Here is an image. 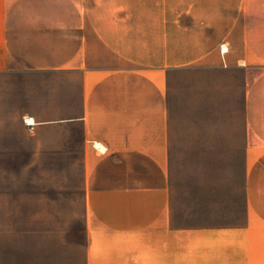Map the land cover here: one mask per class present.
Masks as SVG:
<instances>
[{
    "label": "crops",
    "instance_id": "0c3cea01",
    "mask_svg": "<svg viewBox=\"0 0 264 264\" xmlns=\"http://www.w3.org/2000/svg\"><path fill=\"white\" fill-rule=\"evenodd\" d=\"M23 1L0 0V73L70 86L66 116L27 125L81 128L88 264H135V250L169 240L204 264H264V0L246 20H180L190 0ZM212 56L244 71L247 207L235 223L186 227L171 198L169 79Z\"/></svg>",
    "mask_w": 264,
    "mask_h": 264
},
{
    "label": "rangeland",
    "instance_id": "374dc122",
    "mask_svg": "<svg viewBox=\"0 0 264 264\" xmlns=\"http://www.w3.org/2000/svg\"><path fill=\"white\" fill-rule=\"evenodd\" d=\"M190 2V10H178L180 20H246L243 7L250 5ZM136 9L132 15L139 14ZM243 74L215 56L212 63L171 72L170 176L177 224L235 223L247 207ZM69 89L57 74L0 73V264H88L81 128L56 123L30 129L26 122L29 113L60 117L64 110L66 116L74 105ZM149 244L135 250V264H204L189 257L187 248L172 249L171 240L161 249Z\"/></svg>",
    "mask_w": 264,
    "mask_h": 264
},
{
    "label": "bare ground",
    "instance_id": "6f19581e",
    "mask_svg": "<svg viewBox=\"0 0 264 264\" xmlns=\"http://www.w3.org/2000/svg\"><path fill=\"white\" fill-rule=\"evenodd\" d=\"M26 122H28L29 124H34V119L32 117H28L26 118Z\"/></svg>",
    "mask_w": 264,
    "mask_h": 264
}]
</instances>
